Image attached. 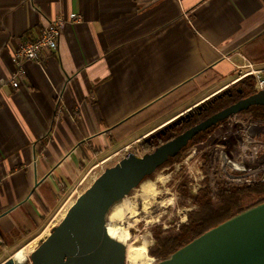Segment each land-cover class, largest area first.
I'll return each mask as SVG.
<instances>
[{
    "label": "crops",
    "instance_id": "obj_1",
    "mask_svg": "<svg viewBox=\"0 0 264 264\" xmlns=\"http://www.w3.org/2000/svg\"><path fill=\"white\" fill-rule=\"evenodd\" d=\"M60 13L82 19L13 86L17 46ZM247 63L264 68V0H0V264L36 248L62 195L134 134L113 128L207 69L223 84L211 97Z\"/></svg>",
    "mask_w": 264,
    "mask_h": 264
},
{
    "label": "water",
    "instance_id": "obj_2",
    "mask_svg": "<svg viewBox=\"0 0 264 264\" xmlns=\"http://www.w3.org/2000/svg\"><path fill=\"white\" fill-rule=\"evenodd\" d=\"M264 105V88L209 116L144 155L128 152L81 194L30 253L31 264H126L107 234L113 207L202 131ZM156 264H264V202L223 221Z\"/></svg>",
    "mask_w": 264,
    "mask_h": 264
},
{
    "label": "rangeland",
    "instance_id": "obj_3",
    "mask_svg": "<svg viewBox=\"0 0 264 264\" xmlns=\"http://www.w3.org/2000/svg\"><path fill=\"white\" fill-rule=\"evenodd\" d=\"M222 85L223 84L219 82L208 90H201L169 112L148 122L118 146V148L114 147L95 158L90 164L88 173L93 176L87 175L86 178L83 176L76 187H73L62 195L58 208L51 216V218H55V226L62 220L63 216H61V212L67 211L71 203L76 200L77 196L84 192L108 167L119 162L127 155L128 151L135 152L139 155L146 154V150L143 147V141L146 136L160 129L163 125L170 124L183 113L197 106ZM228 125V136L241 137L243 143L238 148L242 156L238 159L244 162H236V156H233L228 151L225 154L223 151H225L226 145L221 143L219 139L205 146L193 145L186 151L182 161L168 162L166 165L159 168L152 177L144 180L137 188L133 189L129 195L113 207L116 208L117 206H123L125 203H128L135 211L132 216L128 218L124 216L116 222V224H119L122 228L129 226L131 231V237L129 239L130 244L125 250L126 255L129 253V248L140 247L144 244V241H147L146 253L151 260L145 263L150 264L154 258L158 259V257L153 254L156 249V241L151 228L155 225H162L164 231L177 229L179 223L188 219L187 213L190 207H178L179 195L177 186L184 175H189L193 177L197 183H201L205 177L203 162V156L205 154L208 155L210 161V172L208 176L213 189H215L214 184L219 177L245 186H252L263 179L264 119L253 120L251 113H239L230 118ZM219 137L221 138L222 136L219 135ZM127 146L129 148H127ZM215 150H220V153L212 155ZM222 154H225L228 160H225ZM246 161L250 163H246ZM231 162H235L237 165H240L241 168H245V170H241L242 172H246V174L234 176V167L231 166ZM253 166H256V168L252 169L251 167ZM147 185L151 186L150 189H146ZM193 188L194 191H196L199 187ZM32 242L33 241L28 240V242L20 243V247H17L9 254L11 256L10 258L17 261L14 256L16 254L15 252L22 248L25 249L26 252V260L24 263L22 262V264H31L30 253L32 252V246H30V244ZM156 263L157 262H154L153 264ZM126 264L132 263L127 259Z\"/></svg>",
    "mask_w": 264,
    "mask_h": 264
},
{
    "label": "trees",
    "instance_id": "obj_4",
    "mask_svg": "<svg viewBox=\"0 0 264 264\" xmlns=\"http://www.w3.org/2000/svg\"><path fill=\"white\" fill-rule=\"evenodd\" d=\"M220 80L221 77L211 69L199 73L113 128L116 140L120 141L129 137L148 122L169 112ZM256 82L257 79L254 75H246L207 99L200 106L192 108L184 116L146 136L143 141L146 153L153 151L157 146L186 131L210 115L256 93ZM244 112L251 113L253 118H264V105H254ZM209 131L196 136L178 156L171 158L168 162L182 161L186 151L200 138L206 137ZM203 162L205 177L196 191L193 188L196 180L189 175H184L177 186L178 207H190L187 213V221L182 222L177 229L168 231H164L162 225H155L151 228L156 241V249L153 254L159 260L170 257L175 251L223 221L264 202V177L252 186H245L219 177L216 179L215 189H213L208 176L210 172L208 155L203 156ZM152 176L153 174L147 176L146 179Z\"/></svg>",
    "mask_w": 264,
    "mask_h": 264
},
{
    "label": "built area",
    "instance_id": "obj_5",
    "mask_svg": "<svg viewBox=\"0 0 264 264\" xmlns=\"http://www.w3.org/2000/svg\"><path fill=\"white\" fill-rule=\"evenodd\" d=\"M82 16L77 13H71L66 16L63 13L56 15L54 18L50 19L46 26L42 28L41 35L35 40H25L19 43L15 50L14 63L16 64V70L12 74L9 82L18 87L22 78L26 74L25 61L34 60L38 63L44 64L45 57L48 51L58 48L59 39L63 28L68 22H79L81 21ZM240 69H246L242 76L254 75L257 79L256 88L257 90L264 88V68H257L254 63H247L238 66ZM4 84V81H2ZM127 148H129L127 146ZM130 152V151H128ZM199 183H195L194 187H199ZM187 220V219H186ZM185 220V221H186ZM183 220V222H185ZM182 223V222H181ZM179 223V226L180 224ZM157 258H154L150 264L158 262Z\"/></svg>",
    "mask_w": 264,
    "mask_h": 264
},
{
    "label": "bare ground",
    "instance_id": "obj_6",
    "mask_svg": "<svg viewBox=\"0 0 264 264\" xmlns=\"http://www.w3.org/2000/svg\"><path fill=\"white\" fill-rule=\"evenodd\" d=\"M223 158L228 160V157L225 154H223ZM150 187L151 186L147 185L146 189H150ZM65 213L66 211L61 212V216L65 215ZM134 213L135 211L133 208L128 203H125L123 206H117L116 208H113L108 217L107 234L110 239L119 245L123 250H126V248L129 247L131 231L129 226L122 228L119 224H116V222L122 219L124 216L127 218L130 217ZM129 249L130 250L127 255V259L130 260L132 264H144L145 262H149L151 260L146 253L147 241H144V244L140 247H132ZM15 253L17 261L24 262L26 258L25 249H18Z\"/></svg>",
    "mask_w": 264,
    "mask_h": 264
},
{
    "label": "flooded vegetation",
    "instance_id": "obj_7",
    "mask_svg": "<svg viewBox=\"0 0 264 264\" xmlns=\"http://www.w3.org/2000/svg\"><path fill=\"white\" fill-rule=\"evenodd\" d=\"M222 91V90H221ZM258 91V90H257ZM219 92H217L216 94H218ZM216 94H214V95H216ZM214 95H212V96H214ZM211 96V97H212ZM210 98V97H209ZM209 98H207V99H209ZM207 99H205V100H203L202 102H200L197 106H200V104H202V103H204ZM197 106H194V107H197ZM192 109V108H191ZM190 109V110H191ZM190 110H188V111H186L185 113H183L180 117H182V116H184V114H186V113H188ZM241 113H247V112H241ZM215 114V113H214ZM211 116V115H210ZM251 116H252V114H251ZM179 118V117H178ZM208 118V117H207ZM252 119L253 120H262V119H264V118H253L252 117ZM203 120H205V119H203ZM203 120H201L200 122H202ZM230 120V118L229 119H227V120H223V121H221V122H219L218 124H216V125H214V126H212L211 128H209V129H207V130H210L209 131V133L207 134V136L206 137H204V138H200V140L196 143V144H194V145H200V146H205V145H207V144H209V143H213L215 140H221V143H223L224 145H226L225 147V151H223L225 154H226V152L228 151L229 153H231L233 156H236V158H237V160H236V162H240L241 160H239L238 158L239 157H241L242 156V154H241V151L239 150V146H241V144L243 143L242 142V140H241V137L239 138V137H236V136H228V131H229V125H228V121ZM199 122V123H200ZM198 124V123H197ZM166 125H168V124H166ZM165 125V126H166ZM162 128V127H161ZM207 130H205V131H202V132H206ZM202 132H200V133H202ZM199 133V134H200ZM181 134V133H180ZM198 134V135H199ZM179 135V134H178ZM197 135V136H198ZM219 135H221L222 137L220 138L219 137ZM254 136V135H253ZM172 138H174V137H172ZM171 138V139H172ZM239 144V145H238ZM238 145V146H237ZM188 146V145H187ZM186 146V147H187ZM182 152V151H181ZM180 152V153H181ZM223 152H221V153H223ZM218 153H220V150H215L214 151V153L212 154V155H217ZM179 155V154H178ZM177 155V156H178ZM223 155V154H222ZM171 159V158H170ZM242 162H244V161H241L240 163H242ZM232 164H231V166H233L234 167V171L233 172H235V173H233L234 174V176H238V175H244V174H246V172H242V170L241 169H243V170H245V168H241L240 167V165H237L235 162H231ZM246 163H250V162H248V161H246ZM252 169H255L256 168V166H253V167H251ZM237 174V175H236ZM201 185V184H200ZM24 263V262H23ZM2 264H22V262H19V261H15V260H13V259H11V258H9V259H7L6 261H4Z\"/></svg>",
    "mask_w": 264,
    "mask_h": 264
}]
</instances>
